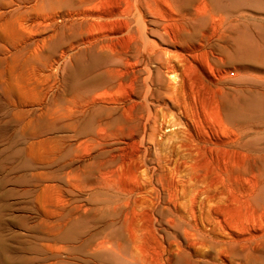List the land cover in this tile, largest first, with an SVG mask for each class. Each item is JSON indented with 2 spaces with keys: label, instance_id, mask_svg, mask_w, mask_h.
<instances>
[{
  "label": "rangeland",
  "instance_id": "1",
  "mask_svg": "<svg viewBox=\"0 0 264 264\" xmlns=\"http://www.w3.org/2000/svg\"><path fill=\"white\" fill-rule=\"evenodd\" d=\"M48 1L0 0V264H222L221 257L262 263L264 0H207L219 8L233 4L236 12L217 11L203 26L186 14L190 7L181 10L183 0L144 2L149 29L134 28L137 42L174 52V38L189 37L197 26L205 36L198 32L181 46H206L209 52L194 58L198 63L217 61L210 50L237 51L234 61L245 70L218 92L187 69L189 105L180 111L167 98V62L151 64L162 76L153 87L161 94L148 110L137 109L142 116L135 120L118 123L122 115L113 108L114 126L102 144H84L81 130L108 117L104 106L126 97L129 85L105 92L88 108L76 100L89 51L65 9ZM232 87L241 91L237 99L247 98L245 128L216 115L217 101L232 108ZM132 131L140 142L127 149L123 141ZM136 150L142 156L137 176L155 181L156 203L127 205L117 188L134 186ZM102 153L116 156L104 169L115 187L97 183ZM175 180L172 195L179 199L169 201Z\"/></svg>",
  "mask_w": 264,
  "mask_h": 264
},
{
  "label": "bare ground",
  "instance_id": "2",
  "mask_svg": "<svg viewBox=\"0 0 264 264\" xmlns=\"http://www.w3.org/2000/svg\"><path fill=\"white\" fill-rule=\"evenodd\" d=\"M22 1V3L26 5L29 0ZM49 1L48 3L50 5H56L59 9H65L64 16L70 20L71 27H78V35L81 36L83 34L81 36V43L86 46L89 51V59L83 73L85 82L80 84V86H78L79 89L75 91V93H77V96H75L76 100L79 99L83 103V107L88 108L98 96L103 95L105 92L112 91L116 88L115 94H117L118 89L126 84L125 82L129 85L126 97H120L117 95L116 98H112L109 104H102L105 105L104 107L108 110V117L103 116V118L99 119L97 123L92 124L91 126L88 125L89 127L86 131L81 130V132H84L85 136L84 144L90 141H97L98 144L103 143L104 133L110 126H114L111 123V119L114 116L109 117L112 114L111 111L113 108H116L122 115L115 119L117 122L122 118L135 120L139 116H142L135 115L137 114L135 112L139 111L137 109H143L142 106L146 105L145 108L148 110L153 98L156 99V97H159L161 94L159 92V95H157L158 91L155 89L153 90V87L156 83L161 82L162 76L160 73L156 76L150 69L151 64L157 63V61L165 60V62H167L166 72L169 78H171L168 84L169 92L167 98L172 105L179 108L180 111H182L188 103V101L185 100V97L189 79L187 78L188 75L184 74L187 69H189V71L192 70V72H198L199 77L208 83L210 89L213 87L218 90V92L223 89L222 84H228L227 80L230 81V79H235L238 76L239 70H245L243 66L236 64L234 61V54H237V51L229 55V53L221 49L214 51L210 50L216 57L217 61L212 62L205 58L206 60L204 62L198 63L194 58L197 56L196 54L202 50H204L205 54L208 53L209 50H206V46L195 47L191 50L181 46V43L188 41L191 42L198 37L202 32H199L200 30L197 26H203L209 21V19L214 20L217 11H219L218 13L221 16H223L224 11L230 14L236 12L234 11L236 8H234L233 4L224 6V8H219L215 5L211 6L207 0H183L182 3L180 2L179 7H183L181 10H184L185 7H190V9H187L186 14L190 15L196 21L197 26L189 37L185 36L186 40L184 37H175L174 39H177L176 42H179L180 44L173 42L176 50L171 52L156 44L151 46L147 41H136L137 38L139 39L136 35V30L138 31L139 29H142V32L146 33L149 29L147 27V21L145 19L146 15L144 12V2H147V0ZM12 2L14 1H11V3ZM37 2L38 0H36V6ZM198 32L199 34L197 35ZM204 33L205 32H203L201 36H205ZM223 33L225 34L226 31H223ZM125 36L132 40L134 39V41L130 42L129 40L130 43L126 46L120 45L119 41L124 39ZM38 45L39 43L37 42L36 47ZM170 54H172V56H170ZM215 71L222 75L221 78H216L214 76ZM140 80L142 81V84H140ZM232 88L235 91L233 94L235 101L231 104L232 108L226 109L223 107L224 105L221 106L217 101L216 115H218L221 121H226L225 123H232L234 125L238 124L245 128L248 124L247 98L238 97L237 99V92L240 90H237V87ZM100 91L101 93L99 94ZM244 94L245 93H243V95ZM187 108H189V106ZM79 134L80 131H78V135ZM128 136L129 137L123 141L125 147H127V149L128 147H133V149L134 147L137 148V144L140 142L138 134L133 133L132 131ZM125 147H119V149L123 150ZM115 157L116 156L113 154L106 156L105 153H102L96 160L95 163L99 167L98 171L100 172L101 177L97 182L98 184L100 183V185L115 187L113 183L114 181L110 182L107 180L105 176L106 172L104 171V169L107 168V165L115 160ZM141 157L140 151L136 150L131 159L136 174L133 175L134 186L128 187V185H122V188L117 187L122 192L127 205H130L131 203L133 205L152 204L159 200V196H154V193H158V188L154 185L155 181L153 182L150 177L141 180V177L139 178V176H137L138 171L142 167V161H138ZM159 179L161 180V177ZM176 183L175 180L170 184L172 189L168 192L169 201H173V198L175 201L179 199L178 194L176 196L172 195L174 192L177 193ZM220 261L222 264H242L231 257H221ZM253 264H264V261L261 263L258 260Z\"/></svg>",
  "mask_w": 264,
  "mask_h": 264
}]
</instances>
